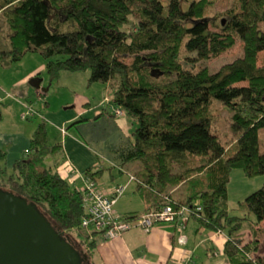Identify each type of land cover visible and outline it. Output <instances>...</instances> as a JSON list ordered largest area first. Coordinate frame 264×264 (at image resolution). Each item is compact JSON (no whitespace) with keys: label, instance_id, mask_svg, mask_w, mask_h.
<instances>
[{"label":"trees","instance_id":"trees-1","mask_svg":"<svg viewBox=\"0 0 264 264\" xmlns=\"http://www.w3.org/2000/svg\"><path fill=\"white\" fill-rule=\"evenodd\" d=\"M218 1L0 0V67L37 52L53 80L63 71H90L89 86L108 84L111 96L102 98L97 118L129 114L137 122L133 141H122L115 158L122 166L139 163L128 171L145 202L141 215L172 206L173 222L194 218L227 231L232 264H264V184L239 202L241 212L231 209L229 194L234 169L264 175V0H231L221 11ZM238 44L239 56L217 70L201 64ZM215 99L233 110L236 136L228 145ZM34 109L30 104L24 116ZM94 120L81 115L69 127L81 131ZM7 158L0 146V189L37 203L95 264L97 235H105L84 224L87 190L60 172L65 146L51 141L48 121L38 123L12 167ZM105 164L89 168L87 180L97 182ZM181 183L186 192L176 197L171 188Z\"/></svg>","mask_w":264,"mask_h":264},{"label":"crops","instance_id":"crops-1","mask_svg":"<svg viewBox=\"0 0 264 264\" xmlns=\"http://www.w3.org/2000/svg\"><path fill=\"white\" fill-rule=\"evenodd\" d=\"M90 74V71H63L61 73L59 83L70 88V92L74 94L75 104L69 107H74L75 113L56 118L62 125L58 126L57 133L53 134L55 142L62 141L65 146L66 160L59 170L63 176L69 178L80 189L87 186L85 171L102 164L100 157L103 154L95 150L82 137L78 128L69 127V125L81 115L95 119V122L107 117L100 115L101 117L97 118L103 110L101 106L102 97L100 95L99 102L93 106L94 89L98 86L94 83L89 86ZM33 75L36 77L41 73L35 71ZM104 87L107 88L108 84ZM45 91L47 90L45 89ZM50 103L47 101V106H50ZM29 105V102L24 98L16 97V99L7 98L2 108L0 146H5L8 149L7 163L10 167L30 146L33 132L42 118L49 121L48 116L35 109L25 117ZM52 139L51 137V141ZM120 174L122 173L120 172ZM112 176L109 183L104 184V186L98 185L101 190L103 189L102 191L105 192L112 188V185L122 183ZM136 185L135 182L134 192L138 194ZM110 190L106 192H110ZM133 198V196L130 198L128 204H120L119 200L117 201L115 211L120 218H134L143 213L145 202L143 210L133 211L131 209L134 208L131 205ZM185 219L184 225L180 224L181 221L159 222L149 232H146L142 227H135L111 239L98 234V246L93 255V262L95 264H232L225 252V245L228 240L226 233L222 234L218 233L217 230L201 227L194 218L185 217ZM261 244H259V250L264 254V246L261 247Z\"/></svg>","mask_w":264,"mask_h":264},{"label":"rangeland","instance_id":"rangeland-1","mask_svg":"<svg viewBox=\"0 0 264 264\" xmlns=\"http://www.w3.org/2000/svg\"><path fill=\"white\" fill-rule=\"evenodd\" d=\"M230 1L231 0H219L216 4V10H225L226 7L230 4ZM240 46L241 45L238 44L235 48H233L226 54L221 55L217 58H212L211 60H204L201 64L209 65L212 70L215 71L224 62L232 61L237 56H239ZM35 71L41 73L39 77L43 79L42 85L39 88L34 87L30 84L31 79L34 78L33 74ZM59 82V79L53 80L51 75L49 74L47 69V59L40 53L32 52L31 54L25 56L23 60L17 62L10 68L0 67V102L5 103L7 98L16 99V97L24 98L25 100H27L29 104L33 105V107L37 111L41 112V114L45 116H48V127L50 130V135L53 138L52 142H55V137L53 134L57 133L58 126L62 125V123H59L56 118H61L64 115L75 113V108L69 107L75 104L74 94L70 92V88L67 87V89ZM94 84L98 86L96 89H94L95 96L93 97L94 103H92L93 106H96L95 104L99 102L98 99H100V95L104 99H107V97L111 95L109 87H104V85L107 84L101 82H94ZM45 89L47 91H45ZM101 92L102 94H100ZM39 93H41L42 96ZM215 100L217 101L221 113L222 140L226 145H228L233 142L236 136L232 118L233 110L230 106H227L221 100ZM47 101L51 102L50 106H47ZM103 105L105 104L104 100L102 99L101 106ZM121 117H112L108 120L106 118H103L98 122L91 121L83 123L80 125V132L82 137L86 139L87 142L91 146H93L95 150L101 152L100 154H103V156L101 155L100 157V162L106 163L105 166H102L106 167V169L103 175L100 176V178L96 182L97 184L94 183V187L98 189V185L104 186V184L109 183L112 180L111 176L114 174L117 181L127 185L125 195H121L116 199L115 208L118 200L120 204H128V201L133 196L134 198L131 202V205L136 209H131L133 211H141L144 208V200L139 194L134 192L135 181L131 178L132 174L130 175L128 171H132L133 167L138 168L139 163L138 161L131 160L127 161L124 166H122L118 164L119 160L115 158V149L122 141L129 144L133 141V132L137 126V122L129 114H125ZM117 120L119 124L117 123ZM71 130L75 131L76 128L75 130ZM120 172L122 174H120ZM231 175L232 180L229 185V194L232 206H230L232 210L241 212L238 207L239 202L245 200V198L250 193L263 186L264 175L249 177L240 168L234 169ZM89 180L90 179H88L87 181ZM111 187V190L109 189L110 191H112L114 186L112 185ZM86 188L87 187L85 186L83 190H85ZM171 192L174 193L176 197H183L184 193L186 192V185L184 183L177 184L171 188ZM128 197H130L129 200H127ZM128 219H130L129 221L136 220L133 218ZM155 219L156 220L154 222V225L150 228H147L144 223L135 225V222H132L131 227L123 230L121 234H124L127 230L129 231L130 229H133L135 227H142L146 232H149L157 223L171 221V219L168 220L166 218ZM217 232L222 234L226 233V235H228V232L225 230H217ZM260 243H262L261 247L264 246V239Z\"/></svg>","mask_w":264,"mask_h":264},{"label":"water","instance_id":"water-1","mask_svg":"<svg viewBox=\"0 0 264 264\" xmlns=\"http://www.w3.org/2000/svg\"><path fill=\"white\" fill-rule=\"evenodd\" d=\"M30 84L39 88L42 78L36 76ZM88 260L37 203L0 189V264H87Z\"/></svg>","mask_w":264,"mask_h":264},{"label":"built area","instance_id":"built-area-1","mask_svg":"<svg viewBox=\"0 0 264 264\" xmlns=\"http://www.w3.org/2000/svg\"><path fill=\"white\" fill-rule=\"evenodd\" d=\"M117 113L124 114L121 108H117ZM134 180V176L131 177ZM96 181H87V196L85 198L86 206L88 207L89 216L85 219L84 224H90L93 222L95 228L99 231H103L106 237H118L122 231L126 228H130L132 222L136 224L144 223L147 228L154 225L155 218H166L173 220L175 218V212L172 206H167L162 212H148L141 215L134 221L123 220L117 215L115 211L116 199L125 193L127 185H115L112 191L102 192L99 188L94 187ZM139 222V223H138ZM116 235V236H115Z\"/></svg>","mask_w":264,"mask_h":264}]
</instances>
